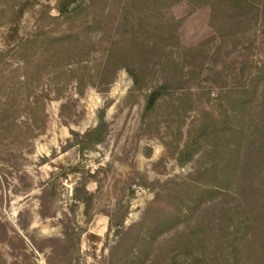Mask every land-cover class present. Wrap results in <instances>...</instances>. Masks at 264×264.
Wrapping results in <instances>:
<instances>
[{
    "label": "rangeland",
    "instance_id": "rangeland-1",
    "mask_svg": "<svg viewBox=\"0 0 264 264\" xmlns=\"http://www.w3.org/2000/svg\"><path fill=\"white\" fill-rule=\"evenodd\" d=\"M62 1L0 0V264H264V0Z\"/></svg>",
    "mask_w": 264,
    "mask_h": 264
},
{
    "label": "trees",
    "instance_id": "trees-1",
    "mask_svg": "<svg viewBox=\"0 0 264 264\" xmlns=\"http://www.w3.org/2000/svg\"><path fill=\"white\" fill-rule=\"evenodd\" d=\"M81 1L82 0H63L59 5L58 10L61 14H69L75 9L74 5H77ZM133 77L136 86H140V77L137 76L136 74H134ZM170 87L171 84L167 80L162 82L158 86L153 87V89L151 90L150 94L147 97L145 114L150 113L151 110L156 108L158 102L166 94H168ZM46 98L49 99V96H46ZM104 117H105V109H101L99 113V123L97 124V126H95L93 129L87 130L84 133L72 131L73 134L77 136V141L75 142V144L79 145L81 150L95 148V146H97L98 144L102 143L105 140V134L108 131V123L105 121ZM221 129H222L221 127H218L212 123L210 124L205 123L199 128L196 135V139L200 137L205 141L207 140L209 147L214 149V146L216 144L215 142L219 136L218 132L221 131ZM193 144L192 142L188 143V147H191ZM210 148L209 151L211 150Z\"/></svg>",
    "mask_w": 264,
    "mask_h": 264
}]
</instances>
